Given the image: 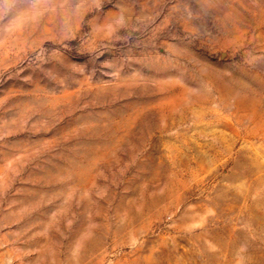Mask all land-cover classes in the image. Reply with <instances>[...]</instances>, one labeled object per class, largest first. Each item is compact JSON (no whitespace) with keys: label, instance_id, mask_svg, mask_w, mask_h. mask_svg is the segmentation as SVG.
<instances>
[{"label":"rangeland","instance_id":"obj_1","mask_svg":"<svg viewBox=\"0 0 264 264\" xmlns=\"http://www.w3.org/2000/svg\"><path fill=\"white\" fill-rule=\"evenodd\" d=\"M0 264H264V0H0Z\"/></svg>","mask_w":264,"mask_h":264}]
</instances>
